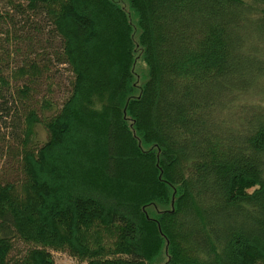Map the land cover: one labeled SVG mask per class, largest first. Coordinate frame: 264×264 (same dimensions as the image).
Masks as SVG:
<instances>
[{
	"label": "trees",
	"instance_id": "trees-1",
	"mask_svg": "<svg viewBox=\"0 0 264 264\" xmlns=\"http://www.w3.org/2000/svg\"><path fill=\"white\" fill-rule=\"evenodd\" d=\"M5 1L0 264H264V0Z\"/></svg>",
	"mask_w": 264,
	"mask_h": 264
},
{
	"label": "rangeland",
	"instance_id": "rangeland-1",
	"mask_svg": "<svg viewBox=\"0 0 264 264\" xmlns=\"http://www.w3.org/2000/svg\"><path fill=\"white\" fill-rule=\"evenodd\" d=\"M112 1L117 3L120 7H122L128 12V0ZM9 9L10 8L8 7L6 1L0 0V14L10 12ZM22 19L23 18L20 16L16 17L17 26L15 27V30H13V34L9 37L8 41L6 42L3 41L5 39L4 33L6 31L9 32L11 30H8V22L5 23L4 20H0V32L2 33L0 34V55L2 54L6 58H8L5 67H13L22 62H29L35 59L38 60L40 58V55L43 54V56H45L46 60L49 62L50 75H52V80L54 81V87L52 88L54 92L53 96L55 97L56 103H58V107H60V104L68 95V81L71 75L66 68L56 66L55 60L53 58L54 48L52 47H54L57 42H52L54 46L51 45V47L42 50L41 46L37 43L36 38L48 40L47 36H41L35 34L34 32H25V30L21 29V27L23 26ZM26 37H29L31 39L33 38V43L32 41L27 40ZM39 91L40 95H42L43 89L39 88ZM39 137L41 141L46 139V135L43 132H40ZM0 167L5 168L9 172V176L7 175L9 179H13L15 177L17 163L13 161L9 155H6L5 157L0 156ZM14 246L15 250L13 252V255L20 253L24 250V245L22 243L16 242ZM50 253L52 255L54 264H78V261L73 257L69 256L66 252L50 251Z\"/></svg>",
	"mask_w": 264,
	"mask_h": 264
}]
</instances>
